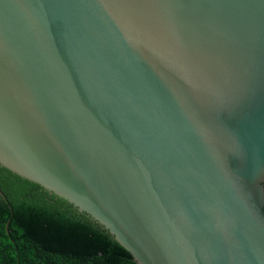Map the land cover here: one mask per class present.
<instances>
[{
	"label": "water",
	"instance_id": "water-1",
	"mask_svg": "<svg viewBox=\"0 0 264 264\" xmlns=\"http://www.w3.org/2000/svg\"><path fill=\"white\" fill-rule=\"evenodd\" d=\"M0 166L136 264H264V0H0Z\"/></svg>",
	"mask_w": 264,
	"mask_h": 264
},
{
	"label": "trees",
	"instance_id": "trees-1",
	"mask_svg": "<svg viewBox=\"0 0 264 264\" xmlns=\"http://www.w3.org/2000/svg\"><path fill=\"white\" fill-rule=\"evenodd\" d=\"M0 264H136L91 218L0 166Z\"/></svg>",
	"mask_w": 264,
	"mask_h": 264
}]
</instances>
